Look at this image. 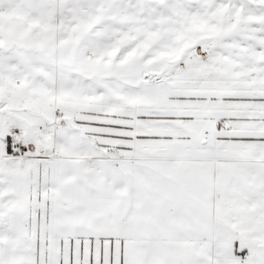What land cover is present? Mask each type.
<instances>
[{
	"label": "snow or ice",
	"instance_id": "1",
	"mask_svg": "<svg viewBox=\"0 0 264 264\" xmlns=\"http://www.w3.org/2000/svg\"><path fill=\"white\" fill-rule=\"evenodd\" d=\"M0 264H264V0H0Z\"/></svg>",
	"mask_w": 264,
	"mask_h": 264
}]
</instances>
